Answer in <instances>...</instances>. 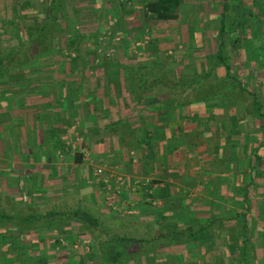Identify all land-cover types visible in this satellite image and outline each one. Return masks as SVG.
Returning a JSON list of instances; mask_svg holds the SVG:
<instances>
[{
    "label": "rangeland",
    "instance_id": "obj_1",
    "mask_svg": "<svg viewBox=\"0 0 264 264\" xmlns=\"http://www.w3.org/2000/svg\"><path fill=\"white\" fill-rule=\"evenodd\" d=\"M95 1L99 4H95L94 0H67L57 20L60 29H57L59 31L55 33L53 30L49 52L34 58L33 46L24 50L26 54L32 53L29 56L34 58L35 63L26 65L28 70L37 71L32 74V77H40V74L50 77H54L55 74L64 75L65 69L61 66L64 61L61 50L66 41L63 40L65 37L75 38L80 43L79 53L75 52L70 55L72 58L69 65L70 72L68 76L64 75L65 77L76 78L78 75L83 80L91 76L92 71L95 73V70H91L87 64L82 66L81 62L79 72L74 69L77 57L79 58L77 62H79L84 60L80 58L81 56L88 55L90 58L99 57L102 69L109 63L112 65L118 63L119 67L115 70L117 74L114 76L118 80L123 77L119 71L123 68H125L123 69L124 77L128 76L129 69L164 68L175 81L194 79L197 74L201 75L203 71L210 69L211 75L204 80V85H212L225 78V69L217 63L215 55L223 0H185L179 21L150 24L142 22L144 4L148 0ZM47 4L48 0H0V50L10 52L17 48L25 35L23 34L24 28H32L36 23L43 21V11ZM229 4L225 50L233 68V74L237 77V83H242L245 87L242 91L247 97V105L211 100L178 109L167 103L158 105L161 101H157L154 94H147L141 101L143 104L140 102L142 105L135 109L134 104L136 106L138 103H134L131 98L128 78L124 80L128 97L125 91L124 93L118 92L117 100L118 108H120L118 111L133 112L129 119L134 122L136 112H149L150 110L168 112L167 108L171 106L175 109L177 118L179 116L183 118L182 114L186 112L185 114L188 115L185 119L192 125L190 135L184 134L180 127L176 130L180 140L189 135V145H191L189 149L192 150L190 158L193 166L188 172V182H184V178L177 180L173 190L175 194L173 204L168 205L163 200L162 203L159 200L156 201L151 197L154 195L151 193L150 197L143 199L142 204L136 207L132 204L124 206V211L129 207L126 214L122 209L119 211L123 216H131L126 222L129 221L135 226L136 224H140L141 227L149 226L153 229L150 231L151 229L144 230L127 226L123 230L125 232L121 231L127 233L126 236L130 238V241L126 243V254L123 258L127 260V264H141L133 259V254L138 250L145 253L143 264H191V262L196 264L198 261L196 256L199 255L201 249L200 244L192 250L186 249L188 256L184 254L185 244L191 241L189 231H181L182 234L174 237L175 243L172 244V250L168 252L171 257L167 260L163 258L165 255L168 257L169 254L163 247H154L152 240L161 238L163 242L169 241L171 235L168 237L165 232L168 225L186 224L187 227L188 225L192 227L206 222L213 224L212 228L205 233L207 237L210 235L213 237L211 240L208 239V242H203L206 245L202 246L209 254L207 261L205 260L207 264H237V259L240 260L243 254H246L247 260L251 257V264H264V120L259 117L258 108L254 106L255 97H257L264 108V0H229ZM75 16H78V19ZM79 54L81 56H78ZM64 55L69 54L64 52ZM18 57L19 60L24 58ZM98 73H102L101 70ZM24 75H26L25 68L15 70L7 75L2 84L5 86L19 82L16 78L20 79L22 78L20 76ZM183 92L181 89L179 94L181 97ZM66 97H64L65 109L74 107L69 104ZM165 97L168 98V93ZM76 108L77 106L74 107L75 110ZM205 152L207 157H204ZM112 153L114 156L118 154L115 151ZM186 153L189 155L188 148ZM205 162H208L209 166L205 167ZM90 164L86 161L85 165H80L75 169V174L81 180L88 181ZM98 169L97 167L96 171ZM217 178L218 183L214 188L213 182ZM204 180H208V184H205ZM108 184L103 186L105 195L101 194V187H97L95 190L97 200L95 201L86 202V199L80 200L76 192L71 193L65 206L66 210L74 213L86 211L105 225H112L115 218L103 211L105 198L110 199ZM212 189H214L213 192ZM246 191L247 197L244 196ZM148 204L160 210L159 213L153 217L137 215V208H147ZM120 214L117 215L120 216ZM80 215L82 219L88 220L84 214L80 213ZM220 218L225 220L224 225L219 221ZM78 224L80 231L77 228H70L68 231L74 230L73 232L80 236L82 242L91 238L87 235L86 228L81 223ZM154 224L159 229H156ZM218 225L221 227L218 228ZM223 226L227 230L225 247L221 245ZM99 237L102 241H110L112 236L100 232ZM212 239L220 241L213 243ZM231 239L237 240V244L233 246L236 249L235 255L228 250L229 244L232 243L228 242ZM105 244L110 246L109 242ZM177 247H182V251L176 250ZM58 248H55L56 252ZM69 249L73 250V248ZM158 249L163 250L161 255H165L160 257L157 256V252L152 254ZM76 251L96 256L92 257L90 263H87L89 258L79 255L76 262L71 264H105L106 256L104 255L103 258L100 244L89 245V247L81 245ZM107 255L110 256L108 252ZM177 255H182L183 258L180 259ZM184 255L187 256L186 260H184ZM129 256H131L130 259ZM161 259L162 262H159ZM106 261V264H112L109 259Z\"/></svg>",
    "mask_w": 264,
    "mask_h": 264
},
{
    "label": "crops",
    "instance_id": "obj_2",
    "mask_svg": "<svg viewBox=\"0 0 264 264\" xmlns=\"http://www.w3.org/2000/svg\"><path fill=\"white\" fill-rule=\"evenodd\" d=\"M80 58L84 60L77 62L79 59L77 57L74 69L79 72L81 62L82 66L87 64L96 74L92 71V75L83 80L78 75L76 78L65 77L69 75L70 67L63 61L61 66L65 69L63 73L65 76L55 74L54 77H50L40 74V77H32L37 71L28 70L26 66L35 63L32 60L13 71L25 68V74L29 76H20L22 78H16L19 82L0 86V264H71L76 262L79 255L89 258L86 261L90 263L92 257L96 255L76 250L81 245L89 247L99 244L98 241L87 238L82 242L74 230L68 231L70 228H77L80 231L79 224H75L71 218L65 219L63 215L60 219L58 217V214L72 212L65 207L71 193L76 192L80 200L95 201L97 187H101L100 192L105 195L103 186L110 181L108 184L110 193L107 192L110 199L105 198L103 211L113 215L115 220L112 225L107 226L111 227V233L120 232L119 236L125 237L127 233H123L125 232L123 230L127 226L151 229L150 231L153 229L126 222L131 216H123L119 212L120 209L124 211L127 204L136 207L152 194L154 195L151 197L156 201L162 203L163 200L168 205L173 204L172 200H175L173 190L177 180L184 178V182H188V172L193 166L190 158L192 150L189 149L192 125L185 119L188 114H185L186 112L182 114L184 119L180 116L177 118L175 109L168 106V112L155 110L136 112L134 122L129 119L133 112L118 111L120 109L118 92L125 91L128 97L124 86V80L127 78L123 73L125 68L119 70L123 77L118 80L114 77L117 74L115 70L119 67L118 63L114 65L109 63L102 69L99 57L90 58L86 55ZM99 70L102 73L97 74ZM65 96L71 106H77L76 110L74 107L65 109ZM141 103L136 106L134 104L135 109L143 104ZM162 104L160 102L158 105ZM178 127L184 134H189L183 140L177 136ZM187 148L189 155L186 153ZM113 151L118 154L114 156ZM203 154L207 157L206 152ZM77 157L81 161H76ZM86 161L91 163L88 166L90 173L88 181L81 180L75 174V169L85 165ZM204 166H209V163L205 162ZM97 167L103 171L102 175L97 174ZM203 182L208 184V180ZM217 183L218 178L213 182L214 188ZM244 196L247 197V191ZM148 206L144 208L142 205L143 208H137V215L153 217L159 213L160 210L157 208L150 204ZM126 209L125 214L129 207ZM219 221L225 224L224 219L220 218ZM114 222L121 224L116 225ZM203 226L209 230L213 224L206 222L192 227L190 225L187 227L186 224L168 225L165 232L172 227L187 231L198 230ZM219 227L221 226L218 225ZM222 228L224 230L221 232L223 239L221 245L225 247L227 230L225 226ZM156 229L159 228L156 226ZM211 237L213 236L195 240L189 236L191 241L185 244L184 254L188 256L186 249L192 250L200 244V256H196L198 259L196 264H207L209 254L202 246L206 245L203 242H208ZM173 239L171 236L169 241L166 239L167 241L163 242L161 238H154L152 242L154 247H163L168 253L175 243ZM212 241L214 243L220 240ZM236 242L237 240L233 239L229 246H235ZM56 247H59L57 252ZM181 248L177 247L176 250L182 251ZM158 250L152 254L157 252V256L165 255H161L163 250ZM144 254L138 250L133 254V259L143 264ZM186 255L184 260L187 259ZM169 257L170 254L168 257L165 255L163 259L167 260ZM177 257L183 258L182 255ZM242 259L251 264V257L247 260L246 254L240 256L236 263L244 264ZM123 262L127 264L126 259ZM159 262H162V259Z\"/></svg>",
    "mask_w": 264,
    "mask_h": 264
},
{
    "label": "trees",
    "instance_id": "obj_3",
    "mask_svg": "<svg viewBox=\"0 0 264 264\" xmlns=\"http://www.w3.org/2000/svg\"><path fill=\"white\" fill-rule=\"evenodd\" d=\"M223 11L220 15V24L218 28V35L216 38V58L217 63L222 65L225 69V78L218 80L212 85H204V80L211 75V70L207 69L203 71L201 75L197 74L194 79L183 80L180 79L175 81L169 76V72L164 68H143V69H129L128 73V84L131 94V98L134 103H140L145 95L154 94V98L161 101V103H167L176 106L178 109H184L190 107L193 104L204 103L211 100H222L224 102H233L236 104L247 105V97L244 95L242 90L245 87L242 83H237V77L233 74V68L226 55L225 50V34L227 32V17L230 12L229 0H223ZM67 0H48L46 9L43 11V21L41 23H36L32 28H24L23 40L20 45L17 46L12 51H2L0 50V86L2 81L7 78V75L18 69V67L31 62L35 56L43 55L49 52L50 41L54 33L59 31L60 26L57 25V20L59 19V13L64 9ZM95 4H99L98 1L94 0ZM185 3V0H148L144 4V11L142 14V22L150 24L152 22H173L179 21L181 19V10ZM78 19V16H75ZM59 27V28H58ZM54 28V29H53ZM68 28V27H67ZM69 29V28H68ZM26 30V31H25ZM26 32V33H25ZM63 43L61 56L64 63L70 65L71 53H79L80 43L76 41L75 38L67 39ZM29 46L34 47V58L30 54L25 53V49ZM67 52L69 55H64ZM18 56L24 57L19 60ZM79 56V55H78ZM181 89L184 91L182 97L179 95ZM168 93V98L165 97ZM262 102L255 97L254 106L258 108L259 117L264 120V108L262 107ZM263 110V112L261 111ZM76 161H81L80 158H76ZM167 191V190H166ZM81 214H84L88 220L81 218ZM80 216H79V215ZM65 217V219H73L75 222L81 223L86 228V233L93 240L98 241L101 250H103V258L106 256V260H110L112 264H126L123 262L125 257V244L130 241L127 236L121 237L118 234H113L111 227L102 223L98 218L94 217L90 213L83 212H65L64 214H58V217ZM77 215V216H76ZM35 218V216H34ZM51 218V217H50ZM116 225H120L121 222H114ZM177 227H172L171 230L167 231V236L178 237L181 230L176 229ZM189 231V236L191 239L200 240L206 238V232L208 229L206 227H200L198 230H187ZM100 232H103L107 236H112L110 241H102L99 237ZM170 236V237H171ZM233 239H231L232 242ZM109 242L110 246L105 243ZM230 253L235 255L236 249L231 245L228 247ZM110 254V256L107 255ZM244 264L245 259H242Z\"/></svg>",
    "mask_w": 264,
    "mask_h": 264
},
{
    "label": "built area",
    "instance_id": "obj_4",
    "mask_svg": "<svg viewBox=\"0 0 264 264\" xmlns=\"http://www.w3.org/2000/svg\"><path fill=\"white\" fill-rule=\"evenodd\" d=\"M97 174L101 175V174H103V171L100 169V170L97 171Z\"/></svg>",
    "mask_w": 264,
    "mask_h": 264
}]
</instances>
